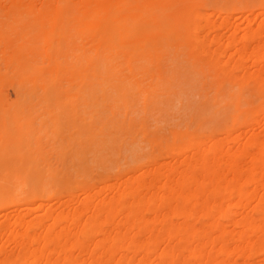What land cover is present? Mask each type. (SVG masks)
<instances>
[{
	"label": "bare ground",
	"instance_id": "1",
	"mask_svg": "<svg viewBox=\"0 0 264 264\" xmlns=\"http://www.w3.org/2000/svg\"><path fill=\"white\" fill-rule=\"evenodd\" d=\"M179 56L230 123L41 214L36 194L0 211V264H264V0H0V82L33 96L152 89Z\"/></svg>",
	"mask_w": 264,
	"mask_h": 264
},
{
	"label": "rangeland",
	"instance_id": "2",
	"mask_svg": "<svg viewBox=\"0 0 264 264\" xmlns=\"http://www.w3.org/2000/svg\"><path fill=\"white\" fill-rule=\"evenodd\" d=\"M68 61L76 68L82 63ZM194 71L179 56L172 80L152 89L74 81L59 82L46 96L1 81L0 211L20 212L15 203L36 194L41 200L30 206V214H41L44 207L35 211L38 201L45 206L85 182L124 175L152 156L165 161L193 133L219 135L230 120L212 93L203 91L206 79Z\"/></svg>",
	"mask_w": 264,
	"mask_h": 264
}]
</instances>
